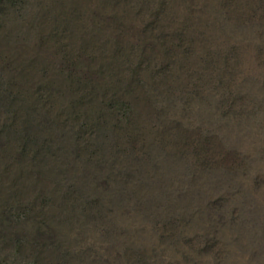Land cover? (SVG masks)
Segmentation results:
<instances>
[{"label":"rangeland","instance_id":"obj_1","mask_svg":"<svg viewBox=\"0 0 264 264\" xmlns=\"http://www.w3.org/2000/svg\"><path fill=\"white\" fill-rule=\"evenodd\" d=\"M69 1L86 10L100 2L0 0V264H264V0H251L262 17L244 39L216 33L211 49L237 48L229 64L207 67L198 44L188 63L165 69L158 58L150 66L161 70L157 91L175 99L167 117L127 95L75 105L78 124L102 127L145 170L153 149L165 183L187 191L178 213L158 220L74 205V193L66 197L31 156L14 159L27 139L28 106L43 113L45 88L73 103L61 49L47 42L61 27L60 3ZM75 27L64 40L70 47L80 42ZM128 170L108 166L105 176L125 182ZM45 226L51 237L34 241Z\"/></svg>","mask_w":264,"mask_h":264},{"label":"trees","instance_id":"obj_2","mask_svg":"<svg viewBox=\"0 0 264 264\" xmlns=\"http://www.w3.org/2000/svg\"><path fill=\"white\" fill-rule=\"evenodd\" d=\"M69 2L70 6L60 3L61 33L57 32L61 27L56 28L47 42H56L61 49V68L68 71L66 92L73 96V103L64 106L50 87L45 88L40 95L43 113L33 104L28 106L27 139L14 159L23 162L31 156L44 176L64 188L66 197L74 193V205L90 202L99 210L120 207L138 219L170 217L178 213L177 202L187 191L165 183L163 159L152 149L149 158L153 166L145 170L139 160L129 158L130 152L119 149V143L102 127L86 121L78 124L75 105L108 93L114 102L127 95L132 101L153 106L165 118L175 111L176 102L173 96L164 97L157 91L161 70L150 66L158 58L165 60V69L180 61L188 63L198 44L205 48L207 67H214L220 59L229 64L237 48L211 49L216 33L242 40L262 16L257 15L258 8L250 7L251 0H100L89 10ZM74 26L82 34L79 44L70 47L64 40L71 37L69 28ZM180 46H185V59L179 58ZM189 102L186 104L193 106L192 100ZM108 166H127L125 182L109 183L105 176ZM50 237L46 226L33 234L36 242Z\"/></svg>","mask_w":264,"mask_h":264}]
</instances>
